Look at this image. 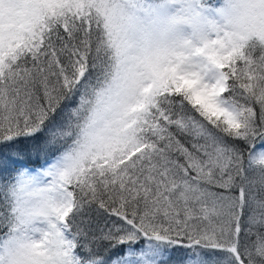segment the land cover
I'll list each match as a JSON object with an SVG mask.
<instances>
[{"label": "snow or ice", "instance_id": "obj_1", "mask_svg": "<svg viewBox=\"0 0 264 264\" xmlns=\"http://www.w3.org/2000/svg\"><path fill=\"white\" fill-rule=\"evenodd\" d=\"M0 264H264V0H0Z\"/></svg>", "mask_w": 264, "mask_h": 264}]
</instances>
